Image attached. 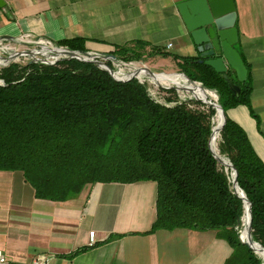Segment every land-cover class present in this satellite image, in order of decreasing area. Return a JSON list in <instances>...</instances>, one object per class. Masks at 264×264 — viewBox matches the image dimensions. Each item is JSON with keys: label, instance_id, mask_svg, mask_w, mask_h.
Returning <instances> with one entry per match:
<instances>
[{"label": "trees", "instance_id": "trees-1", "mask_svg": "<svg viewBox=\"0 0 264 264\" xmlns=\"http://www.w3.org/2000/svg\"><path fill=\"white\" fill-rule=\"evenodd\" d=\"M85 43L73 39L58 45L87 52ZM149 48L135 41L111 54L139 59ZM153 53L167 55L155 48ZM241 56L248 70L245 82L235 72L217 73L200 63V56L175 59L190 80L219 94L227 118L220 154L238 173L252 206L253 240L264 247V163L246 131L228 116L239 106L253 114L251 70ZM0 81V171L23 173L37 199L66 202L98 183L152 181L157 218L145 234L217 231L233 249L225 264H263L240 240L244 202L232 187L231 171L210 150L212 107L193 100L162 104L137 79L118 82L75 59L56 65L12 63L0 69ZM229 81L240 87L238 97Z\"/></svg>", "mask_w": 264, "mask_h": 264}, {"label": "crops", "instance_id": "crops-1", "mask_svg": "<svg viewBox=\"0 0 264 264\" xmlns=\"http://www.w3.org/2000/svg\"><path fill=\"white\" fill-rule=\"evenodd\" d=\"M186 1L2 0L0 38L24 36L57 45L83 39L87 52L99 55L142 41L179 64L175 57L200 56L178 9ZM234 2L236 48L251 70L253 114L239 106L228 116L246 131L264 163V0ZM156 203L152 181L98 183L74 199L53 202L37 199L23 173L0 171V251L11 264L39 257L46 264H225L233 249L217 231L145 234L157 218Z\"/></svg>", "mask_w": 264, "mask_h": 264}, {"label": "water", "instance_id": "water-1", "mask_svg": "<svg viewBox=\"0 0 264 264\" xmlns=\"http://www.w3.org/2000/svg\"><path fill=\"white\" fill-rule=\"evenodd\" d=\"M5 6L4 2L0 0V7ZM178 9L181 13L185 26L188 33L190 34L194 44L197 46L198 52L200 53V63H204L207 66L213 68L219 74H227L229 69H232L240 82H245L248 78V70L242 59L241 54L236 48V45L239 41L238 29L236 27L237 13L234 0H189L179 4ZM0 40L11 42L14 44H22L19 40H16L12 37H1ZM39 49L33 50H24V51H14L10 56H1L0 59L3 60L0 63V67H7L12 62L19 60L20 58L30 59V64L33 63H43L45 65H56L61 61H69L72 59L79 60L81 62L92 63L98 68L108 72L112 78L118 82H127L132 79H137L138 75L148 76L153 80H157L158 77L165 74L154 73L149 68H140L137 71L129 74L125 79H119L112 67H110L105 61L112 59L117 61L115 55L105 54L99 55L92 52H81L71 50L68 47H38ZM39 57V58H38ZM47 58H53L55 62L47 60ZM182 75V74H174ZM184 76L190 81V83L197 87L198 82L190 80L185 74ZM230 88L234 94L238 97L241 93V89L236 84L229 81ZM200 87L203 88L202 85ZM175 90H185L193 92V90L186 87H172ZM206 91V90H205ZM197 101L206 104L212 107L217 112H221L223 116V122L220 127L217 129L212 128V134L209 140L210 150L222 166H225L227 170L231 171V183L235 193L241 198L244 202L245 210L248 209L249 212V226L248 241L242 239L240 235V240L243 244L247 245L252 249L255 254L258 253L254 249L257 245L264 252V247L255 242L252 237V206L244 191L240 188L238 183V173L235 167L229 160L221 157L213 146L214 137L222 132L226 124V113L222 106L218 103H214L207 99L195 97Z\"/></svg>", "mask_w": 264, "mask_h": 264}, {"label": "rangeland", "instance_id": "rangeland-1", "mask_svg": "<svg viewBox=\"0 0 264 264\" xmlns=\"http://www.w3.org/2000/svg\"><path fill=\"white\" fill-rule=\"evenodd\" d=\"M13 48L17 49L18 51H24L26 50L25 46H16V45H12ZM151 48L148 49V51L142 55L141 58H130L129 55H126V57L130 60H125V59H120L118 57H116L118 60H122L123 62L126 63H134L135 66L140 67V68H149L150 70H152L154 73L157 74H182L184 76V74L181 72L182 69L180 68V66L174 62V60L170 57V56H164L163 58H155V59H151ZM154 52V51H153ZM13 52H6L5 54H2L1 56H10ZM10 54V55H9ZM111 54V53H110ZM3 60L0 59V63H2ZM30 62V60L28 58H20L19 60L13 62V63H18L21 65H26ZM109 66L110 67H114V64H112L111 61H108ZM119 65V64H117ZM5 68V67H0V69ZM118 68H120L118 66ZM122 69H125L124 66L121 67ZM124 72H128V70H124ZM142 79H144V83L147 86L151 96L158 102L163 103V104H168L171 102H176V101H197L195 96H198L199 94L202 93V95L207 94L208 96H206L208 98L209 101H212L214 103H219V94L214 91V90H209L206 89L202 83L203 88L206 90H203L200 85L199 86V90L193 86H191L188 89L193 90V92H189V91H185V90H175L172 87H175L173 85H169L167 83L165 84H158L155 80L151 79L148 76H142ZM180 80V79H179ZM182 81V80H181ZM189 81V80H188ZM157 84H156V83ZM182 86H185L184 83L181 84ZM186 86H188V84L186 83ZM166 89H172L175 92H168L166 91ZM208 92V93H207ZM194 94V95H193ZM199 102V101H198ZM216 111V110H215ZM218 116V112L216 111V114L213 117L212 120V128L215 127V120L216 117ZM221 135L219 134L218 136V140L216 143V146L214 147V149L216 150V152L223 158H225L226 160H228L225 156L220 154V150H219V145L221 143ZM222 166V165H221ZM225 168V170L227 171V168L225 166H223ZM257 256L259 258L262 259L263 264H264V258H262L261 256H259L257 254Z\"/></svg>", "mask_w": 264, "mask_h": 264}, {"label": "built area", "instance_id": "built-area-1", "mask_svg": "<svg viewBox=\"0 0 264 264\" xmlns=\"http://www.w3.org/2000/svg\"><path fill=\"white\" fill-rule=\"evenodd\" d=\"M18 40L22 44L19 45V44H14V43H11V42L0 40V55L5 54L6 52L18 51L17 49L13 48L12 45H16V46H19V47L20 46H25L26 50H33V49L35 50V49H39L38 47H43V46L44 47H49V48H57V47H59V45L54 44L52 41L46 40V39H35V38H31V37L22 36ZM60 47H65V46H60ZM171 47H172V45H169L168 49L171 48ZM47 60H49L51 62H55L53 58H47ZM108 61H111L112 64H114V67H112V68L114 69V71H115V73H116V75H117V77L119 79H125L126 77L129 76V74H131V73L137 71L138 69H140V67L135 66L134 63H126V62H123L122 60H118V59H117V61H114L112 59H108V60L105 61L108 65H109ZM41 64H43V63H41ZM117 64H119V65H117ZM118 66L120 68H118ZM122 66H124V68L126 70H128L127 73L124 72L125 69L121 68ZM137 80L140 83L145 84L144 83V79H142L141 75L137 76ZM0 84H3V82L0 81ZM198 84H200V83H198ZM200 85H202V84H200ZM179 102H182V101L171 102L169 105H175V104H177ZM166 105H168V104H166ZM90 241H91V244L94 243V234H91V240ZM0 264H11L10 261L8 260L7 256L2 251H0ZM31 264H46V259L43 258V257H39L38 259L33 260V262Z\"/></svg>", "mask_w": 264, "mask_h": 264}, {"label": "bare ground", "instance_id": "bare-ground-1", "mask_svg": "<svg viewBox=\"0 0 264 264\" xmlns=\"http://www.w3.org/2000/svg\"><path fill=\"white\" fill-rule=\"evenodd\" d=\"M180 79V80H179ZM182 80V81H181ZM158 84H169V85H173V86H178V87H183L181 84L184 83V87L186 88H190L191 86H193L190 81H188V79L183 76V75H174V74H166V75H162L160 77H158L157 80H155ZM155 82V83H156ZM156 83V84H157ZM186 83L188 84V86H186ZM194 87V86H193ZM199 90V86L195 87ZM208 93V92H207ZM194 95V94H193ZM196 97V95H194ZM208 96L207 94L205 95H202L199 94L197 97L198 98H202V99H207ZM223 122V116H222V113L219 111L218 112V116L216 117V120H215V127L214 129H217L220 127L221 123ZM217 140H218V134L214 137L213 139V146L215 147L216 146V143H217ZM217 148V146H216ZM248 216V225L245 226V220H246V217ZM243 221V228H242V231H241V235H242V239L244 241H248L249 239V233H248V226H249V212H248V209L246 208L245 210V215L242 219ZM254 249L256 250V252L258 253L259 256H261L262 258H264V252L261 250V248H259L257 245L254 247Z\"/></svg>", "mask_w": 264, "mask_h": 264}]
</instances>
